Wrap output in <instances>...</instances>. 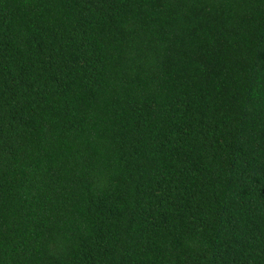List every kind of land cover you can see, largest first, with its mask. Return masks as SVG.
<instances>
[{"label": "trees", "instance_id": "obj_1", "mask_svg": "<svg viewBox=\"0 0 264 264\" xmlns=\"http://www.w3.org/2000/svg\"><path fill=\"white\" fill-rule=\"evenodd\" d=\"M0 264H264V0H0Z\"/></svg>", "mask_w": 264, "mask_h": 264}]
</instances>
